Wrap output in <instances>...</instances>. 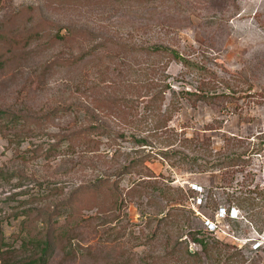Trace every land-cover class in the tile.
<instances>
[{"label":"rangeland","instance_id":"rangeland-1","mask_svg":"<svg viewBox=\"0 0 264 264\" xmlns=\"http://www.w3.org/2000/svg\"><path fill=\"white\" fill-rule=\"evenodd\" d=\"M50 225L48 264H264V0H0V264Z\"/></svg>","mask_w":264,"mask_h":264},{"label":"trees","instance_id":"trees-1","mask_svg":"<svg viewBox=\"0 0 264 264\" xmlns=\"http://www.w3.org/2000/svg\"><path fill=\"white\" fill-rule=\"evenodd\" d=\"M58 37L64 38V35H60L59 33L57 34ZM162 49H167L163 46H159ZM158 46H156V49H159ZM231 207L227 208L228 210H230ZM58 228V227H57ZM55 230V228L53 229V227L50 225L48 232L46 234V238L40 240V242L37 244L39 251L37 254L31 255L25 259L19 260L17 261L15 264H48L49 259L54 251V241H53V231ZM195 240V242H203L202 239H199L198 237H194L193 238ZM196 246V245H195ZM194 248H190L191 252H195L197 250V247ZM1 250V249H0Z\"/></svg>","mask_w":264,"mask_h":264},{"label":"built area","instance_id":"built-area-1","mask_svg":"<svg viewBox=\"0 0 264 264\" xmlns=\"http://www.w3.org/2000/svg\"><path fill=\"white\" fill-rule=\"evenodd\" d=\"M202 200V199H200ZM238 210L237 208L235 207H231L230 210H228L226 207H221L219 209V213L221 216H224L226 214V216H230L232 218H235V217H238ZM207 226L210 228V229H214L216 228V225L215 223L211 222V221H208L207 222ZM259 246H261V243L260 242H254V248H258Z\"/></svg>","mask_w":264,"mask_h":264}]
</instances>
